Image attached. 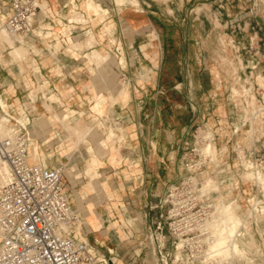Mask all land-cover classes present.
Masks as SVG:
<instances>
[{
	"label": "crops",
	"instance_id": "1",
	"mask_svg": "<svg viewBox=\"0 0 264 264\" xmlns=\"http://www.w3.org/2000/svg\"><path fill=\"white\" fill-rule=\"evenodd\" d=\"M250 1L38 0L29 33L10 36L12 45L0 35L21 49L5 59L0 43V112L25 127L29 162L63 167L79 216L73 234L101 264L113 254L120 264H151L150 246L135 240L148 239L160 192L182 177L195 126L216 139L211 173L221 182L238 173L229 164L252 141V119L264 126V104L253 116L251 104L231 98L233 81L243 91L249 76L264 100L261 77L246 75L264 60V43L245 40ZM10 3L0 0L1 22Z\"/></svg>",
	"mask_w": 264,
	"mask_h": 264
},
{
	"label": "built area",
	"instance_id": "2",
	"mask_svg": "<svg viewBox=\"0 0 264 264\" xmlns=\"http://www.w3.org/2000/svg\"><path fill=\"white\" fill-rule=\"evenodd\" d=\"M39 8L38 0H11L4 22L8 32L29 33ZM8 125L9 134L0 136V159L10 170L0 184V264H101L89 244L73 234L79 216L64 188L63 167L29 162L25 127L11 117ZM190 151L194 158L190 163L188 152L183 154L188 175L173 188L177 193L170 194L171 201L166 197L156 205L157 245L151 252L159 256L157 264H176L182 259L193 261L191 264H211L204 255L212 237L207 223L214 203L199 202L195 195L187 201L178 196L187 187L199 190L197 176L202 172L203 158L195 147ZM167 240L175 252L170 263L166 259L172 253L164 248ZM103 261L120 264L115 254Z\"/></svg>",
	"mask_w": 264,
	"mask_h": 264
},
{
	"label": "rangeland",
	"instance_id": "3",
	"mask_svg": "<svg viewBox=\"0 0 264 264\" xmlns=\"http://www.w3.org/2000/svg\"><path fill=\"white\" fill-rule=\"evenodd\" d=\"M118 1L122 2V0H118ZM133 1H136V0H133ZM160 1H163V0H160ZM215 10L216 9L214 8V10L212 11L215 12ZM250 10H253L254 14L258 15L259 17L262 18V20H264V0H256L255 3L253 1H250L248 3V7H246V10H245L247 13V16L245 17V19L247 22L250 23L251 27L253 26V28L249 29L248 32H245V40H248V41L251 40L253 42V45L257 48L258 46L261 45V43H264V33L257 31L256 22L254 21L253 15L250 17L248 16V13ZM210 18L212 19V23H215L216 25H220L221 21L219 20L216 14L211 13L209 16V19ZM1 23L3 25L4 23L3 19ZM251 35H253V37H250ZM226 40H227L226 37L223 35L221 37V41H222L221 43L223 45H226ZM0 43L5 44L8 47L7 50L10 51L11 48L6 43L1 41V39H0ZM16 48L17 47L13 48L14 52L16 51L15 50ZM28 54H29V51L27 49V51L22 55V57H15V59L17 60L22 59L23 57H26ZM15 56H18V54H16ZM261 58L264 59V55H262ZM251 66H253V64H251ZM251 66H249V68L246 69L247 70L246 75L249 74L251 76V73H253L254 78L256 76L257 77L260 76L261 77L260 79H262L260 80V85L264 87V60H261L259 64L257 65V67L253 69L251 68ZM245 77H246V82L252 83V80H253L252 78H248L249 76H245ZM235 83L236 81L234 80L233 85H232L233 86V95H232L233 97L231 98H234L236 100V103L239 102L238 104H240L241 102H243L244 104H247L248 106H250L249 104H251L252 109L251 110L248 109L249 111L248 114H250L253 111V109L262 107V105H259V104H264V100L261 99L262 103L261 101L259 103L258 98L254 94V91H253L254 87L252 84L245 83L243 86L244 90L242 91L237 88ZM247 84H249V86L251 87H248ZM251 114H253V116H256L257 111H255L254 113L252 112ZM1 116L3 115L0 112V117ZM252 120L255 121L253 124L254 127H252V131L254 132L252 141L246 144V147L241 146L237 149L242 160L240 159H239L240 161L235 160V162H232L231 164H229L231 168L234 166H237L236 170L238 173L234 175L232 179L230 178V180L227 179L221 182V178L219 179L217 175L211 173V168L213 167L212 164L214 162L216 164L218 163L216 154H215L216 149H217L216 139L211 141L212 138H211L210 132L214 137V134L212 133V129L210 127H207L205 124L201 123L193 128L192 138L190 140L184 141V148L182 151L181 164H180V169L183 171L182 177L180 176L178 182L176 183L172 182L170 184H167L164 191L160 192V203L166 197H168L170 201L173 199V197H170V194L177 193L176 189L173 190V188L175 186H179L180 183L182 184L184 177L188 175L187 168L185 167V164H184L186 160H184L183 154L185 152H188L189 159L187 160L191 163L193 160L192 158H194V156H193V152H192V155L190 154L191 152L190 148L195 147L196 152H198L203 158V160H201L200 162L204 163L202 167V172L199 173L197 176L198 177L197 187L199 186L198 188L199 190L194 189V188L193 190L192 188L187 187V188H184L182 191V194H179L178 196L179 197L182 196V199L187 201L190 199L189 197L190 195H195L196 199H198L199 202L209 201L210 203H214V205H216L217 203H220L221 201H224V202L231 201L233 202L232 204L234 206V211L238 214V217L240 218V222L243 220V223H244V224H242V222L241 224L239 223V229H238L239 231H241L240 233L238 232V236H237L239 237L238 241L240 243V251L238 253H234L232 256H229L230 254H224V255L221 254L218 256H212L211 258V256L208 257L207 255H204L205 256L204 258L209 259V261H211V264H264V126L259 127V125H257V121L254 119ZM206 130H208L209 132ZM249 133L251 132L249 131ZM197 134H199L197 136L198 143L195 142L196 140L195 138ZM207 137H209V140L207 139ZM256 140L260 141V145L257 144ZM207 143L208 144L211 143V148H208V150L209 149L210 150L209 151L207 150L206 152L205 146L208 145ZM33 146L37 147L36 145H31L29 147L30 151H34ZM259 146L261 148H259ZM203 147L205 149H203ZM199 154L198 156H196V158L200 156ZM249 161L255 165H258L259 166L258 169L261 170V173H256V171H254L253 166L247 163ZM0 173H1V180H2L0 181V184H1L8 176L6 161L2 159H0ZM208 177L215 179L217 182L216 181L215 183L212 182L214 183L213 185L210 182L211 185L209 184V186L207 185V187L204 188L203 183L205 184V180ZM202 186H203V189H205L204 191L203 189L201 191ZM178 188L180 189V187ZM206 188L208 190H206ZM212 209H213V212L211 215L213 216L214 210H216V207L214 206ZM156 218L157 217H155V219ZM155 221L156 220H154L151 232L150 231L148 232V235H149L148 239L143 240L142 238H138L135 240L137 243L136 248L144 244L150 246L151 254L149 253V259H150L151 264L160 263L159 256L151 252V248H155L157 245V241L154 240L155 226H156ZM209 221H212L211 218L209 219ZM209 223L211 222L207 223L208 227L210 226ZM120 227L123 229V231L127 232L128 229L130 228V225L123 224V225H120ZM211 227L212 226H210V228ZM244 229L245 231H243ZM211 231L213 230L210 229V232ZM211 235L212 237L210 238H213L214 236L212 232H211ZM124 238L126 240V237ZM168 243L169 241L167 240L165 242L164 248H165V251H168V252L170 251L172 253L171 255L167 256V259H166L167 262L170 263V261L173 258V254H175V252L173 251L172 246ZM148 246H146L147 250H148ZM177 247H179V245ZM207 250H208V243H207L205 252ZM178 256H180L179 252L177 253V257ZM141 257L142 255L140 256V258ZM198 259H203V256L199 257ZM180 261L177 263L176 262L174 263L191 264L193 262L190 260L186 261L184 259Z\"/></svg>",
	"mask_w": 264,
	"mask_h": 264
},
{
	"label": "bare ground",
	"instance_id": "4",
	"mask_svg": "<svg viewBox=\"0 0 264 264\" xmlns=\"http://www.w3.org/2000/svg\"><path fill=\"white\" fill-rule=\"evenodd\" d=\"M6 20V19H5ZM4 20V22H5ZM128 21V20H127ZM23 34V33H21ZM0 35L2 36V38H4V40L8 41L11 45L13 44L12 39L10 38V36H15L12 35L8 32V30L5 27V24L1 23L0 20ZM19 35V34H16ZM16 51L14 52L13 49L11 51H6L3 53L5 59L9 56H15L16 54L21 55V49L20 48H16ZM23 55V54H22ZM3 116L0 117V136H4V135H8L9 134V121H10V117L6 114H2ZM8 119V120H7ZM208 144V143H207ZM207 146V147H206ZM206 152L208 150V148H211V143H209L208 145H206ZM203 147V149H205ZM210 150V149H209ZM208 150V151H209ZM205 151V150H204ZM249 163V165H252L254 168V171H256V173H261V170L258 169V165H255L253 163H251L250 161L247 162ZM7 165V171H8V175H9V166L6 162ZM8 177V176H7ZM6 177V178H7ZM214 180V181H213ZM215 179H212L211 177L206 178L205 180V184L203 183L204 188L207 187V185L209 186L210 182L213 185L215 183ZM214 182V183H212ZM217 182V181H216ZM210 184V185H211ZM203 186L201 188V191L203 189ZM217 186V184H216ZM212 187V186H210ZM209 187V189H210ZM215 187V186H213ZM205 189H203L204 191ZM206 190H208L206 188ZM233 202L229 201V202H224L221 201L220 203H217L216 205H214L216 207V210H214V214H213V218L211 217L212 221H209L211 223L210 226H212L210 228L212 233H213V238H209L210 240H208V250L206 251L205 255H207L208 257L211 256H218V255H224V254H230L229 256H232L234 253H238L240 251V243L238 241V232L240 233L241 231H239V223L244 224L243 220L240 222V218L238 217V214L234 211V206L232 204ZM244 226V225H243ZM245 227V226H244ZM245 231V229L243 230ZM243 236V234H242ZM241 238V237H240Z\"/></svg>",
	"mask_w": 264,
	"mask_h": 264
},
{
	"label": "water",
	"instance_id": "5",
	"mask_svg": "<svg viewBox=\"0 0 264 264\" xmlns=\"http://www.w3.org/2000/svg\"><path fill=\"white\" fill-rule=\"evenodd\" d=\"M259 23H262V22H264V20H262V18L261 17H259L258 15H256V14H254V16H253Z\"/></svg>",
	"mask_w": 264,
	"mask_h": 264
}]
</instances>
